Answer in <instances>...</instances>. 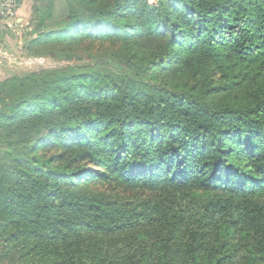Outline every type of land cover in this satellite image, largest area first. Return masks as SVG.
<instances>
[{"label": "trees", "instance_id": "obj_1", "mask_svg": "<svg viewBox=\"0 0 264 264\" xmlns=\"http://www.w3.org/2000/svg\"><path fill=\"white\" fill-rule=\"evenodd\" d=\"M34 1L0 264H264V0Z\"/></svg>", "mask_w": 264, "mask_h": 264}, {"label": "rangeland", "instance_id": "obj_2", "mask_svg": "<svg viewBox=\"0 0 264 264\" xmlns=\"http://www.w3.org/2000/svg\"><path fill=\"white\" fill-rule=\"evenodd\" d=\"M9 1V2H8ZM153 2L154 0H149ZM11 3L10 5H8ZM27 12L22 15L19 23L15 21L16 0H0V20L5 24L4 34L0 36V79L12 74H19L39 68H50L64 65L65 61H56L51 56L36 55L25 49L29 39L35 38L36 32H31V17L34 10V0L28 1ZM42 5L43 2L38 1ZM14 5V9L12 7ZM11 7V8H10Z\"/></svg>", "mask_w": 264, "mask_h": 264}, {"label": "crops", "instance_id": "obj_3", "mask_svg": "<svg viewBox=\"0 0 264 264\" xmlns=\"http://www.w3.org/2000/svg\"><path fill=\"white\" fill-rule=\"evenodd\" d=\"M29 0H20V2L16 5V15L17 18L15 21L19 23L22 19V15H24L25 12H27L29 4ZM4 28H6L5 24L0 20V36L4 34Z\"/></svg>", "mask_w": 264, "mask_h": 264}, {"label": "built area", "instance_id": "obj_4", "mask_svg": "<svg viewBox=\"0 0 264 264\" xmlns=\"http://www.w3.org/2000/svg\"><path fill=\"white\" fill-rule=\"evenodd\" d=\"M9 2V1H8ZM11 3H9L8 5H10ZM13 9H14V5H12ZM11 8V7H10Z\"/></svg>", "mask_w": 264, "mask_h": 264}]
</instances>
